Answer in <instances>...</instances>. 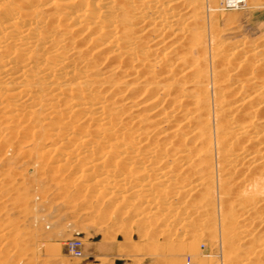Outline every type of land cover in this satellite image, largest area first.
Instances as JSON below:
<instances>
[{
	"label": "bare ground",
	"instance_id": "bare-ground-1",
	"mask_svg": "<svg viewBox=\"0 0 264 264\" xmlns=\"http://www.w3.org/2000/svg\"><path fill=\"white\" fill-rule=\"evenodd\" d=\"M196 1L44 0L39 13L30 8L35 0H0V156L15 152L3 134L24 128L32 135L42 112L55 145L46 152L59 171L75 170L56 178L71 188L64 193L84 188L100 202H128L129 221L168 243L173 231L188 242L197 222L222 247L217 264H257L264 257V240L253 248L264 221L257 215L264 210V75L255 74L249 53L241 58L204 30L193 32L205 12L204 0ZM136 206L142 211L133 218ZM201 235L189 236V254ZM243 245L251 247L241 259Z\"/></svg>",
	"mask_w": 264,
	"mask_h": 264
},
{
	"label": "rangeland",
	"instance_id": "rangeland-1",
	"mask_svg": "<svg viewBox=\"0 0 264 264\" xmlns=\"http://www.w3.org/2000/svg\"><path fill=\"white\" fill-rule=\"evenodd\" d=\"M225 1L204 0L205 12L202 11L204 16H199L202 23L196 25L193 32L204 30L202 32L208 35L210 41H213V45L217 44L218 48L222 46L221 50L228 51L231 54H236L237 52L236 55H241V58L254 57L250 58L254 59L251 62L256 65L254 67L255 74L258 76L257 73L260 74L262 72L261 74L264 75V0H245L238 6H229ZM195 3L198 9L197 1ZM43 4L44 0H35L30 5V8L43 13ZM197 12L199 13L200 9ZM198 29L201 30L198 31ZM231 49H235V51H231ZM259 49L262 50L260 51ZM240 50H242L243 55ZM254 52H257L255 53L256 56ZM260 53L261 55H258ZM258 56L261 58H256ZM237 57V60H235L236 64L240 62V57ZM36 58L34 57V59ZM259 66H262L261 70L258 69L260 68ZM239 73H236L232 84L239 85L238 80L241 79V77L239 79V76L242 75V73L241 75ZM119 76L123 77L124 74ZM37 82L38 85L41 84L40 81ZM144 85L146 84L144 83L141 86ZM251 93H253V90H246L239 99H243L245 96L248 97ZM261 110L264 111V109ZM40 113L38 121L32 124V126H35L32 135L29 131L26 132L24 128H21L18 132L16 130L13 131L15 129L13 127L10 129L15 132L13 138L12 135L8 136V134H3L4 136L2 135L3 137H1L3 141H9L10 148H15V152L11 154L9 152L6 155L7 157H3L6 153H3L2 157L0 156V202L2 201L0 203V264H217L218 255H220V258L222 255V247L221 245L214 246L208 233L201 232L197 222L194 225L192 224L193 227L191 225L188 226L187 229L191 228V230H188V236H186L190 238L191 234L201 235L203 233L201 238L199 237L203 243L200 241L199 246L197 245L195 250L192 249V254L194 255L191 256L192 254H189L190 249L188 248L190 245L189 239H186L188 241L186 243L182 242L180 231H173L169 238L171 242L168 243L167 241H162L163 239L160 235L155 236V232L152 234V227H148V231L145 221L141 229L136 227L133 221L130 222L126 214V210L130 206L128 202H122L123 200L121 201L119 198L116 200L106 199L100 202L94 199L93 195L86 196L93 193H87L86 190L83 191L84 188L79 189V194H84V198L77 194L79 190L76 188H72V193H64L67 190L64 187L68 188V186L65 181L60 183L56 178L59 176L57 179H62L63 177L65 180L68 178L67 176L71 174L73 176L75 170L69 169L68 173L59 171L56 168L55 159L53 160L56 155H48V152H46L47 149L51 146L55 147V145L49 140L51 131L46 123L42 125L44 118L42 112ZM261 113L264 114V112ZM36 129L38 130L36 131ZM25 132L28 135L26 136L27 138L25 137L26 139L23 138ZM19 141H22V143ZM25 141L28 144H25ZM73 143L74 141L69 142L70 147ZM67 148L62 149L66 150ZM1 158H4L3 161ZM49 169L51 170L49 171ZM238 177L240 175L236 176V178ZM242 185L239 183L237 189H240ZM3 187L4 189H2ZM68 189L71 188L69 187ZM76 194L81 199L74 200ZM82 201H89L88 203L92 205L98 204L99 211L97 209L90 210L89 206L82 204ZM114 202L119 204L117 205L116 203L114 206ZM93 210L95 212L98 211L97 213H100L101 216L96 213L93 216L94 214H91V212H94ZM135 210L138 211V214L133 218L139 216L140 211H142L140 208ZM113 211L120 213V217H118V214L116 216L118 222L113 221ZM260 211L257 215L259 216L261 213L264 217V210ZM105 216L107 219H105ZM108 218L112 220L110 221ZM101 219L104 221H101ZM128 222L132 224L129 225ZM263 222L262 227L259 225L260 228L255 233L258 242L253 245V248L260 247L262 245L261 242L264 240ZM161 225L163 226V224ZM122 228L126 229L122 230ZM193 228L195 231H192ZM137 229L144 231L141 234L148 233L145 236H140ZM123 231H125V234ZM109 233H112L113 236H109ZM128 233L131 234L129 235ZM251 233L249 232L248 234ZM252 236L255 237L254 235ZM157 238H159L158 241L156 240ZM256 239L253 240L255 241ZM75 240L82 243L83 257L81 258L71 256L68 250L69 243ZM250 247V245H243L238 257L241 258L243 256L241 259L245 258ZM161 251L164 252L161 253ZM258 260V263L264 264V257ZM251 264L254 263L251 262Z\"/></svg>",
	"mask_w": 264,
	"mask_h": 264
},
{
	"label": "built area",
	"instance_id": "built-area-1",
	"mask_svg": "<svg viewBox=\"0 0 264 264\" xmlns=\"http://www.w3.org/2000/svg\"><path fill=\"white\" fill-rule=\"evenodd\" d=\"M230 2V0H227ZM245 0H239V5L242 4ZM229 6H231L228 3ZM68 250L71 254V256L75 257V258H81L83 257V253H82V243L78 240L72 241L71 243H69L68 245Z\"/></svg>",
	"mask_w": 264,
	"mask_h": 264
}]
</instances>
